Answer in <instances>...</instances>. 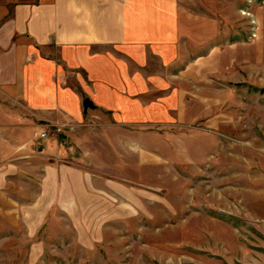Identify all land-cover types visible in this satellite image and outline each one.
<instances>
[{
  "label": "rangeland",
  "instance_id": "374dc122",
  "mask_svg": "<svg viewBox=\"0 0 264 264\" xmlns=\"http://www.w3.org/2000/svg\"><path fill=\"white\" fill-rule=\"evenodd\" d=\"M178 12L177 35L146 45L178 112L88 110L75 133L3 101L0 264H264V0Z\"/></svg>",
  "mask_w": 264,
  "mask_h": 264
},
{
  "label": "crops",
  "instance_id": "0c3cea01",
  "mask_svg": "<svg viewBox=\"0 0 264 264\" xmlns=\"http://www.w3.org/2000/svg\"><path fill=\"white\" fill-rule=\"evenodd\" d=\"M178 4L179 0H0V117L16 125L15 113L3 102L16 100L29 121L72 122L76 133L87 114L82 109L85 98L92 101L91 111L99 121L118 116L117 121L129 122L140 119L144 111L168 116L170 106L178 112L168 90L164 97L151 90L153 79L147 81L146 72L147 37L166 45L162 37L177 35ZM147 98L159 101L147 103ZM178 114L184 115L181 110ZM13 143L9 147L18 140Z\"/></svg>",
  "mask_w": 264,
  "mask_h": 264
},
{
  "label": "water",
  "instance_id": "95a60500",
  "mask_svg": "<svg viewBox=\"0 0 264 264\" xmlns=\"http://www.w3.org/2000/svg\"><path fill=\"white\" fill-rule=\"evenodd\" d=\"M82 109L83 113L85 114L88 110H94L95 106L89 98H85L82 101Z\"/></svg>",
  "mask_w": 264,
  "mask_h": 264
},
{
  "label": "built area",
  "instance_id": "2783aa9c",
  "mask_svg": "<svg viewBox=\"0 0 264 264\" xmlns=\"http://www.w3.org/2000/svg\"><path fill=\"white\" fill-rule=\"evenodd\" d=\"M40 138H46L47 137V133L43 132L39 135Z\"/></svg>",
  "mask_w": 264,
  "mask_h": 264
}]
</instances>
